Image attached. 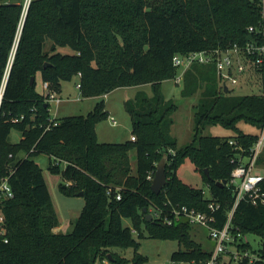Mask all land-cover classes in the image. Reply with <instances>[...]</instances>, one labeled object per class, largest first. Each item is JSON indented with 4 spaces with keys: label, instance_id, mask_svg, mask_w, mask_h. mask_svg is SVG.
<instances>
[{
    "label": "trees",
    "instance_id": "trees-1",
    "mask_svg": "<svg viewBox=\"0 0 264 264\" xmlns=\"http://www.w3.org/2000/svg\"><path fill=\"white\" fill-rule=\"evenodd\" d=\"M24 2L0 0V93L7 78L0 102V181L7 177L14 194L0 202V264H101L103 259L126 264L114 249L136 252L135 236L143 238L144 232L152 239L177 243L171 261L205 262L210 251L191 238L184 216L172 225L156 219L150 223L144 209L152 214L159 208L170 216V210L180 206L208 212V204L214 202L219 209L213 213V225L221 227L234 202L233 150L228 140L245 149L252 146L255 135L243 132L240 125L262 126L264 102L244 89L224 93L213 65H192L182 75L181 96L199 94L195 127L191 142L178 148L170 134L177 106L163 97L161 84L175 78L172 58L176 54L244 43L247 27L258 20L256 2L31 0L25 11ZM74 78L83 98L150 85L151 96L137 91L124 101L134 141L97 140V125L109 116L99 104L86 116L50 117L48 102L35 90L36 80L59 91L62 82ZM210 126L221 127L231 136L202 135ZM13 130L20 134L16 143L9 141ZM131 152L135 153L134 173ZM41 154L49 157L48 172L59 175L61 194L83 193V208L69 233L54 232L59 221L42 169L34 160ZM163 155L167 184L155 195L150 186ZM185 162L192 165L209 197L180 178L178 168ZM124 219L130 227L123 225ZM231 224L235 237L253 234L262 241L264 204L240 201ZM235 246L257 254L260 260L255 264H264L260 247L242 242ZM144 261L137 254L131 260L133 264ZM237 264L249 262L245 258Z\"/></svg>",
    "mask_w": 264,
    "mask_h": 264
},
{
    "label": "built area",
    "instance_id": "built-area-1",
    "mask_svg": "<svg viewBox=\"0 0 264 264\" xmlns=\"http://www.w3.org/2000/svg\"><path fill=\"white\" fill-rule=\"evenodd\" d=\"M30 1L25 0L24 11ZM253 1L258 6V20L255 25L247 27L248 39L242 44L216 47L207 51L184 55H174L172 65L176 69L183 70L179 77L175 76V82H181L183 73L192 65L210 64L215 67L221 90L226 88L231 92L237 89H245L250 93L253 92L259 95L264 102V0ZM18 37L19 34L16 42ZM15 48L16 43L8 60V69L13 62ZM5 82L1 93L6 84ZM43 87L46 102L48 104L54 102L59 105L61 99L58 97L56 90L46 82H43ZM77 88L79 89V84H77ZM108 120L112 125L117 124L113 116L109 115ZM52 124L57 125V121H53ZM252 134L255 135V140L249 149L243 148L233 139L228 140V144L233 150L231 163L234 164V168L231 172L230 184L233 188L234 202L226 213V221L221 227L213 225L216 223L213 213L219 209V204L214 202L208 204V212H200L186 206H180L179 208H172L170 216L159 208L154 209L151 214L152 220H159L165 225H172L174 221L179 220L180 216H184L190 223L208 230V237L213 242V248L208 259L200 264H237L245 258L248 259L249 264H255V262L260 260L257 254L241 251L235 246L236 243L240 242L249 243L246 240V236L235 237L231 232L233 213L240 201L247 200L254 206L264 204V117L262 126L257 128L256 132ZM130 140L134 141L135 138L131 136ZM13 197L14 194L8 183V178H2L0 181V202ZM115 198L119 200L120 194L118 193ZM2 233L3 231L0 230V234ZM4 242H7V240L5 239ZM223 255H226L228 260H224L222 258ZM171 264L179 263L171 261Z\"/></svg>",
    "mask_w": 264,
    "mask_h": 264
},
{
    "label": "rangeland",
    "instance_id": "rangeland-1",
    "mask_svg": "<svg viewBox=\"0 0 264 264\" xmlns=\"http://www.w3.org/2000/svg\"><path fill=\"white\" fill-rule=\"evenodd\" d=\"M63 52L68 54L71 53L68 49H63ZM182 72V69H176V77H179ZM77 83L78 79L74 78L70 82H62L60 84L59 91L57 90V95L58 97H61V102L59 105L50 102L48 106L50 116L56 119L70 116H86L89 112L93 111L97 104H99L102 105L104 111L108 115L114 117L117 124L112 125L108 118L100 122L96 128L97 140L101 143H124L128 141L132 135V124L129 115L125 111L124 101L127 98L133 97L137 91H144L148 96H151L152 91L150 85L117 88L101 98H83L79 94ZM35 90L40 94H45L43 83L39 79L36 80ZM181 90L182 82L177 83L174 79L165 81L161 84V93L163 97L166 100H171L177 106L175 112L171 116L172 125L170 128V134L176 140L178 148L186 146L192 140L196 121L194 108L199 101V94H194L189 98H183L181 96ZM243 91L246 92L247 90L244 89ZM241 92L242 91L239 89L234 91V93ZM240 128L245 133L256 132V128L243 124L240 125ZM202 135L230 137L231 132L224 130L221 127L210 126L204 129ZM19 136V132L13 130L9 136V141L11 143H16L19 141ZM129 156L132 173H134L136 166L135 153L131 152ZM34 160L42 169L43 177L47 184L51 201L59 221V228H55L54 231L69 233L83 208V196L79 197L75 195L68 197L59 192L58 185L60 183V177L59 175H52L48 172L47 165L49 163V157L47 155L41 154L35 157ZM63 167L64 164L62 163L61 168ZM178 174L188 186L202 188L205 191L206 197H209V192L197 175L193 173L192 165L190 163L185 162L182 164L178 168ZM123 225L130 227V222L124 219ZM189 226L191 227L189 231L191 238L200 244L205 251H211L213 248V242L208 237V230L190 222ZM143 235V238H137V236H135L136 242L139 243L136 252L132 249H114V253L119 257H124L127 260L126 264H133L131 260L136 254L145 258V261L142 264H171L170 254L178 249L177 243L165 239H152L146 232H144ZM246 240L252 248H261L262 241L253 234L247 235ZM108 257H111L109 253ZM222 258L228 260L226 255H223ZM101 264H111V262L110 260L103 259ZM179 264L196 263L180 262Z\"/></svg>",
    "mask_w": 264,
    "mask_h": 264
},
{
    "label": "water",
    "instance_id": "water-1",
    "mask_svg": "<svg viewBox=\"0 0 264 264\" xmlns=\"http://www.w3.org/2000/svg\"><path fill=\"white\" fill-rule=\"evenodd\" d=\"M34 82V78L32 77L30 79V84ZM6 83V82H5ZM4 89V88H3ZM224 93H227L228 90L226 88L223 89ZM2 93L0 94V102L2 99ZM44 108H46V104L44 105ZM167 184V178H166V155H163V158L158 162L156 170L154 172V176L151 182V190L155 195L159 194L162 190V188ZM76 196L82 197L83 193L80 192L76 194ZM145 212V220L147 222L152 223V215L150 213L146 212V209H144ZM261 249L264 252V235L262 238V243H261Z\"/></svg>",
    "mask_w": 264,
    "mask_h": 264
},
{
    "label": "crops",
    "instance_id": "crops-1",
    "mask_svg": "<svg viewBox=\"0 0 264 264\" xmlns=\"http://www.w3.org/2000/svg\"><path fill=\"white\" fill-rule=\"evenodd\" d=\"M57 92V91H56ZM57 94H58V92H57ZM59 98L61 99V97L59 96ZM60 104V103H59ZM51 117V116H50ZM52 118V117H51ZM52 119H56V118H52ZM59 228V227H58ZM55 232V231H54Z\"/></svg>",
    "mask_w": 264,
    "mask_h": 264
}]
</instances>
